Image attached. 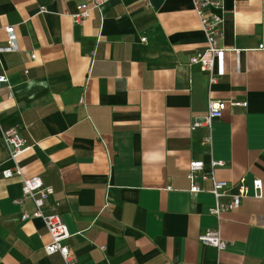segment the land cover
<instances>
[{"label": "crops", "instance_id": "crops-1", "mask_svg": "<svg viewBox=\"0 0 264 264\" xmlns=\"http://www.w3.org/2000/svg\"><path fill=\"white\" fill-rule=\"evenodd\" d=\"M83 2L0 0V48L8 27L19 45L0 53L13 95L0 89V264H65L44 253V223L22 221L34 206L14 203L21 179L3 176L13 163L2 135L12 128L31 147L18 159L23 176L55 191L78 264H264V0L212 9L224 17L220 45L241 51L240 71L228 56L212 86L190 65L206 46L192 0H109L75 23ZM211 100L247 107L228 106L211 129L192 131ZM194 161L207 172L225 163L219 181L260 179L263 198L218 219L211 180L190 192ZM218 229L222 252L198 241Z\"/></svg>", "mask_w": 264, "mask_h": 264}, {"label": "built area", "instance_id": "built-area-1", "mask_svg": "<svg viewBox=\"0 0 264 264\" xmlns=\"http://www.w3.org/2000/svg\"><path fill=\"white\" fill-rule=\"evenodd\" d=\"M109 0H84L80 5L79 11L72 16L75 23H81L88 20L94 12H101L104 4ZM193 10L196 13L201 29L206 38V46L190 58V65H198L208 74L209 85H215L218 80L225 76L227 72L228 56L231 55L234 63V70L240 71L241 51L236 49H226L220 45L223 38L224 17L215 12L223 9L222 0H192ZM46 9H41L40 13H45ZM7 35V45L0 48V53H13L19 51V45L13 27L5 29ZM146 42V39H142ZM259 49H263L260 46ZM32 60H36V55H32ZM28 74V71L25 72ZM7 86L9 90L8 99H12L11 88L8 87V77L0 74V89ZM228 106L247 107V103H228L226 101L211 100L208 103V109L202 119L192 124L191 130L206 127L211 129L216 120H220ZM2 140L8 149V160L13 163V168L3 171L6 179L14 177L22 181L21 200L14 201L15 204L22 203V200H29L34 206L31 213H23L22 221L29 219H40L51 238L48 245L44 247V253L48 256L59 254L65 264H78L77 257L70 251L67 242L72 234L58 212L59 204H51V198L55 191L51 186L44 184L40 177L25 178L23 176L18 159L31 149L27 141L20 135L17 128L7 129L3 132ZM209 138L206 142L210 143ZM225 163L221 161H211L209 172L205 171V164L201 161H194L188 167V180L190 181V192L200 193L202 189L199 180H211L213 189L211 194L216 199L215 208L210 213L218 219L225 212L235 211L240 208L245 198L261 199L263 198V182L255 179L251 184L244 178L238 184H231L226 181H219L214 175L216 168L224 167ZM235 189L236 193L232 194ZM223 198H230V202L223 203ZM198 241L206 246L212 247L219 252L225 251L228 243L222 238L220 230L206 231L199 236Z\"/></svg>", "mask_w": 264, "mask_h": 264}]
</instances>
